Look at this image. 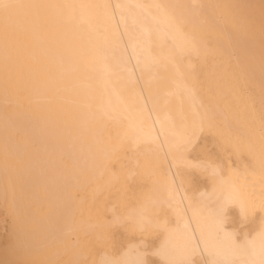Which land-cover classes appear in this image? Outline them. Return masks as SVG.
<instances>
[{"label": "bare ground", "instance_id": "6f19581e", "mask_svg": "<svg viewBox=\"0 0 264 264\" xmlns=\"http://www.w3.org/2000/svg\"><path fill=\"white\" fill-rule=\"evenodd\" d=\"M0 207V264H264V0H0Z\"/></svg>", "mask_w": 264, "mask_h": 264}, {"label": "rangeland", "instance_id": "374dc122", "mask_svg": "<svg viewBox=\"0 0 264 264\" xmlns=\"http://www.w3.org/2000/svg\"><path fill=\"white\" fill-rule=\"evenodd\" d=\"M221 153L224 154V156H221ZM189 156L195 160H202V161L210 160L215 162H222L223 165H227V154L222 152V150L220 149L218 139H216L210 133L200 136L197 144L189 152ZM184 171H188L186 178L187 179L191 178L193 180V183L191 184L193 188L197 189L203 185H207L208 178L202 172L196 169H189ZM134 185H137V181L132 182L131 187H133ZM0 214L4 218L5 230L2 233L0 232V235L3 236L2 238L4 239L9 235L8 225L10 218L9 215L5 213L3 207H0ZM227 226L237 228L240 234L244 229L250 230L251 220L248 219L246 221L241 222L235 210L231 208L229 210V220ZM138 237L141 236H136L135 234H133V232H128L126 231V229L121 227L119 230L113 233L114 246L116 247L127 240H134L137 239ZM156 238H157V234L146 236L145 240L147 241L148 246L153 244ZM4 249L5 247L2 248V250ZM148 264H157V262L155 261V259H152Z\"/></svg>", "mask_w": 264, "mask_h": 264}]
</instances>
